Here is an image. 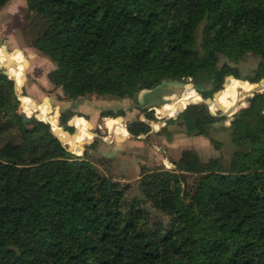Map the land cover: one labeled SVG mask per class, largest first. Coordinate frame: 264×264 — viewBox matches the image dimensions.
Returning <instances> with one entry per match:
<instances>
[{
    "label": "trees",
    "instance_id": "1",
    "mask_svg": "<svg viewBox=\"0 0 264 264\" xmlns=\"http://www.w3.org/2000/svg\"><path fill=\"white\" fill-rule=\"evenodd\" d=\"M7 1L0 0V8ZM26 4L36 29L33 42L55 65L48 78L66 97H134L190 77L206 101L223 89L217 100L222 114L232 115L222 127L234 150L227 164L221 157L202 161L185 149L172 171L144 174L145 198L169 218L149 227L135 204L122 211L120 185L67 151L48 123L23 120L9 77L14 75L0 53V264H264V92L246 106L252 93L264 90V83L253 84L264 78V0ZM202 22L198 49L195 30ZM247 53L260 58L253 76L228 63ZM221 58L227 62L220 65ZM231 75L236 79L224 87ZM202 78L214 85L200 87ZM240 79L251 86L239 87ZM199 94L162 111L152 128L172 124L186 136L209 137L219 148L209 135L227 116H213L218 107L211 111ZM33 108L25 100V111ZM67 116L72 126L75 119L78 134L65 137L66 143L80 154L93 133L69 112L56 114L52 128L61 131L59 120ZM107 117L113 118L105 120L111 136H127L123 121L115 120L122 114L105 111ZM126 124L130 137L148 131L142 122ZM190 174L196 178L185 189Z\"/></svg>",
    "mask_w": 264,
    "mask_h": 264
},
{
    "label": "rangeland",
    "instance_id": "2",
    "mask_svg": "<svg viewBox=\"0 0 264 264\" xmlns=\"http://www.w3.org/2000/svg\"><path fill=\"white\" fill-rule=\"evenodd\" d=\"M31 19L26 0H8L0 8V53L5 55L6 62L17 80L18 93L16 89L15 91L22 103V106L21 103L19 104V112L24 111L30 117L29 120L36 118L48 123L51 131L54 128L52 129L51 123L44 119L52 120L58 113L69 112L72 115L84 117L86 120L79 118L77 123L82 121L85 125H88L87 120L91 121L93 125L89 127V130L93 133V138L81 144L84 150L80 154L67 151L75 156L88 159L101 175L111 178L120 185L124 192L122 211L125 212L127 208L135 204L144 210L149 227H153L156 223L167 224L168 216L154 208L145 198L142 185L144 174L161 168L172 171L175 167L174 162H177L181 152L185 149L195 150L202 161H207L211 157H221L222 161L228 164L234 147L228 129L222 126H228L232 115L227 116L224 122L215 124V130L210 131L209 136L220 142L219 148H215L209 137L186 136L184 133L177 132L172 124L162 123V127L154 129L151 126V121L157 120V116L163 118L161 112L176 106L184 96L194 91L199 94L191 84L195 86V81L190 77H188L189 80L184 78L166 81L155 89L139 92L134 97L115 98L87 94L80 99L79 97L68 98L61 88L54 86L48 78L49 72L54 69L55 65L40 52L39 46L34 44L36 29H32ZM202 28L203 22L195 30L198 49L201 44ZM259 60L257 55L247 53L238 63H228L236 67L242 76H253ZM225 61L227 62L226 58H221L219 64ZM0 62L4 64L2 60ZM199 85L209 90L214 83L202 78ZM248 85H250L249 81L239 83V87ZM192 88L194 90L185 92ZM229 93L234 96L236 88L229 89ZM215 94L211 96L210 101H213ZM25 100L33 104V111H25ZM192 103L194 101L189 102V104ZM44 106L43 114L41 112ZM246 106H249V102ZM105 111L122 114L124 117L119 118L123 121L125 128H127V122L128 124L142 122L147 124L148 131L132 135L126 142L118 139L116 143H113V138H108L112 136L105 127L107 121L100 124ZM215 113L221 114L220 112ZM234 113V111L231 112V114ZM68 119L69 116L61 118L58 124L61 133L65 136L74 130V126L68 124ZM112 119L109 118L108 121L111 122ZM74 136L76 137L77 134ZM62 143L66 144L65 141ZM195 178V175L190 174L188 185H184L183 188L187 189L188 186V189H191Z\"/></svg>",
    "mask_w": 264,
    "mask_h": 264
},
{
    "label": "bare ground",
    "instance_id": "3",
    "mask_svg": "<svg viewBox=\"0 0 264 264\" xmlns=\"http://www.w3.org/2000/svg\"><path fill=\"white\" fill-rule=\"evenodd\" d=\"M4 66L6 67V65H4ZM6 68H7V67H6ZM8 71H9V70H8ZM9 75H10V73H9ZM10 77H11V75H10ZM11 78H12L13 81L15 82V89H16V91H17V93H18L16 80H15L14 77H11ZM229 78H234V79H236V78H235L234 76H232V75L226 77V79H225V83H224V87H225L226 81H227ZM260 84H261V83H260ZM188 90H194V89H193V88H192V89H187L185 92H187ZM222 90H223V89H222ZM222 90L218 91V92L215 94V97H214L213 101H206V100L202 99V97H201V100H203V101L209 106V109H210L211 111L214 109V107H218V112H220L221 114H222L223 109H222V106L218 103L217 97H218V95L222 92ZM263 91H264V90H261V89L256 90V92L252 93L251 96L248 97L247 102L252 101V100L254 99V97H255L256 94H260V93H262ZM185 92H184V93H185ZM18 96H19V98H20V95H19V94H18ZM20 100H21V99H20ZM242 103H243V102H242ZM212 113H213V112H212ZM214 114H216V113H214ZM224 115L229 116V115H227V114H224ZM230 116H231V115H230ZM118 119H120V118H118ZM44 121H48V122L51 123V125H52L51 120L44 119ZM72 124H73L74 127H76L75 119L72 121ZM58 127L60 128V126H58ZM159 127H162L161 124H159ZM52 129H53V128H52ZM60 129H61V128H60ZM125 129H126V132L128 133V129H127V128H125ZM53 130H54V129H53ZM54 132L57 134V136H59L62 140H64L65 143H66V138H65V137L74 140V139H75V136H74V135L77 134V131H75V133H74L73 135H70V134L68 133V135L65 136L64 134L61 133V131H58V132H57V131L54 130ZM128 135H129V134H128ZM129 136H130V135H129ZM66 144H67V143H66ZM67 146H69V145H67ZM69 150H70L71 152H73L71 147H69ZM82 150H83V145H82ZM73 153H74V152H73Z\"/></svg>",
    "mask_w": 264,
    "mask_h": 264
},
{
    "label": "water",
    "instance_id": "4",
    "mask_svg": "<svg viewBox=\"0 0 264 264\" xmlns=\"http://www.w3.org/2000/svg\"><path fill=\"white\" fill-rule=\"evenodd\" d=\"M12 79V78H11ZM185 80H189V78H185ZM241 80V79H240ZM241 81H244V80H241ZM260 83H264V78H262V77H260L259 78V80L257 81V82H254L253 84L255 85V86H258ZM192 84V86L195 88V86H194V84L193 83H191ZM14 87H15V85H14ZM144 91H146V90H142V91H140L141 93H143ZM195 103V102H194ZM213 116H222V115H224V114H213V113H211ZM21 116H22V118H23V120L24 121H28L29 119H30V117L29 116H27L26 115V113L23 111V112H21ZM52 133H53V135H55L61 142H63L64 140H62L59 136H57V134L54 132V130H52ZM65 146V149L66 150H69V148H68V146H67V144H65L64 145ZM84 150V149H83Z\"/></svg>",
    "mask_w": 264,
    "mask_h": 264
},
{
    "label": "crops",
    "instance_id": "5",
    "mask_svg": "<svg viewBox=\"0 0 264 264\" xmlns=\"http://www.w3.org/2000/svg\"><path fill=\"white\" fill-rule=\"evenodd\" d=\"M46 109H47V105H46ZM43 110V112H41V113H43L44 114V112H45V106H44V108L42 109ZM80 118H83V119H85L84 117H80ZM110 117H107V118H101V121H100V124H104V121L106 120V119H109ZM86 120V119H85ZM87 127L89 128L91 125H93V123L91 122V121H88L87 120ZM76 131H77V134H78V129H77V126H76ZM109 134L111 135V133H110V131H109ZM108 138H113V143H116L117 142V140L119 139V140H121V141H123V142H126L129 138H130V136L128 135V133H127V136H125V137H123V136H113L112 135V137H108Z\"/></svg>",
    "mask_w": 264,
    "mask_h": 264
}]
</instances>
